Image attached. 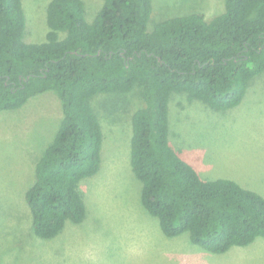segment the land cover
<instances>
[{
  "label": "trees",
  "instance_id": "16d2710c",
  "mask_svg": "<svg viewBox=\"0 0 264 264\" xmlns=\"http://www.w3.org/2000/svg\"><path fill=\"white\" fill-rule=\"evenodd\" d=\"M150 12L151 0H102L86 20L83 0H49L44 40L31 42L22 0H0V111L52 90L62 112L24 193L30 233L50 239L66 221L84 219L80 184L103 158L92 100L136 90L137 103L125 112L129 163L141 181L140 202L163 234L188 232L217 254L264 238V196L230 178H201L169 143L168 123L172 92L216 110L241 103L264 72V0H223L208 20L190 12L148 27Z\"/></svg>",
  "mask_w": 264,
  "mask_h": 264
},
{
  "label": "rangeland",
  "instance_id": "374dc122",
  "mask_svg": "<svg viewBox=\"0 0 264 264\" xmlns=\"http://www.w3.org/2000/svg\"><path fill=\"white\" fill-rule=\"evenodd\" d=\"M48 1L22 0L24 40H44ZM83 2L85 19L92 20L102 0ZM222 9L223 0H151L148 27L190 12L208 20ZM137 98L136 90L93 98L104 132L102 165L80 184L84 219L66 221L50 239L30 233L24 193L33 182L35 162L59 125L60 100L49 90L0 111V264H264L261 236L217 254L193 244L188 232L163 234L158 219L140 202L141 181L129 163L130 119L125 112ZM113 103L115 111L110 110ZM168 123L169 143L201 178H230L264 196V72L253 78L241 103L226 110L172 92Z\"/></svg>",
  "mask_w": 264,
  "mask_h": 264
}]
</instances>
